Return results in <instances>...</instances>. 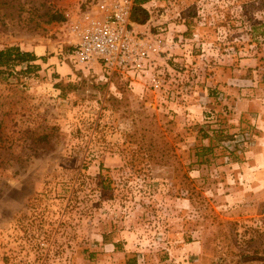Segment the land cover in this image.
<instances>
[{
    "label": "rangeland",
    "instance_id": "1",
    "mask_svg": "<svg viewBox=\"0 0 264 264\" xmlns=\"http://www.w3.org/2000/svg\"><path fill=\"white\" fill-rule=\"evenodd\" d=\"M93 2L0 0V264H264V0H145L157 88L67 59Z\"/></svg>",
    "mask_w": 264,
    "mask_h": 264
},
{
    "label": "built area",
    "instance_id": "2",
    "mask_svg": "<svg viewBox=\"0 0 264 264\" xmlns=\"http://www.w3.org/2000/svg\"><path fill=\"white\" fill-rule=\"evenodd\" d=\"M133 5L134 0H94L90 9L71 22L76 42L67 59L75 66L101 62L107 76L116 73L125 79L145 75L157 88L159 80L151 74V56L160 51L161 39L135 30L130 21Z\"/></svg>",
    "mask_w": 264,
    "mask_h": 264
},
{
    "label": "trees",
    "instance_id": "3",
    "mask_svg": "<svg viewBox=\"0 0 264 264\" xmlns=\"http://www.w3.org/2000/svg\"><path fill=\"white\" fill-rule=\"evenodd\" d=\"M145 0H138L134 2V5L130 14V21L137 24H144L147 20L148 13L141 7ZM50 21L62 22L63 17L56 15L51 17ZM43 60L36 57L33 53L23 52L18 47L10 46L4 49H0V77L3 75L10 76L15 71L17 66L24 65V73L29 74L36 71L39 66L36 65V61ZM221 132H219V135ZM207 151V149L203 150ZM234 251V250H233ZM264 262V259H261ZM256 255L250 253H242L241 251H234L230 260H224V264H250L257 262Z\"/></svg>",
    "mask_w": 264,
    "mask_h": 264
},
{
    "label": "crops",
    "instance_id": "4",
    "mask_svg": "<svg viewBox=\"0 0 264 264\" xmlns=\"http://www.w3.org/2000/svg\"><path fill=\"white\" fill-rule=\"evenodd\" d=\"M53 62V61H52ZM54 63V62H53Z\"/></svg>",
    "mask_w": 264,
    "mask_h": 264
}]
</instances>
